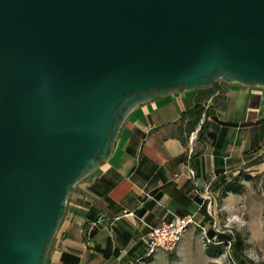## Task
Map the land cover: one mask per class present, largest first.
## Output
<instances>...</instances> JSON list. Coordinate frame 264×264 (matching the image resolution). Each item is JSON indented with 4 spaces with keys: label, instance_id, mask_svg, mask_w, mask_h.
<instances>
[{
    "label": "water",
    "instance_id": "1",
    "mask_svg": "<svg viewBox=\"0 0 264 264\" xmlns=\"http://www.w3.org/2000/svg\"><path fill=\"white\" fill-rule=\"evenodd\" d=\"M214 83L264 88V0H0V264H47L131 111Z\"/></svg>",
    "mask_w": 264,
    "mask_h": 264
},
{
    "label": "crops",
    "instance_id": "2",
    "mask_svg": "<svg viewBox=\"0 0 264 264\" xmlns=\"http://www.w3.org/2000/svg\"><path fill=\"white\" fill-rule=\"evenodd\" d=\"M215 89L210 98L202 89H179L128 114L110 157L73 188L47 264H144L149 231L190 216L198 227L185 233L172 257L198 238L202 264L217 263L216 246L230 236L216 234L215 225L220 229L226 214L231 222L238 203L231 202L236 193H219L264 142V88L222 83ZM196 103L212 107L192 128L181 115ZM232 236V253L240 255L239 236Z\"/></svg>",
    "mask_w": 264,
    "mask_h": 264
},
{
    "label": "rangeland",
    "instance_id": "3",
    "mask_svg": "<svg viewBox=\"0 0 264 264\" xmlns=\"http://www.w3.org/2000/svg\"><path fill=\"white\" fill-rule=\"evenodd\" d=\"M233 184L235 190L238 191L237 195L231 197V202H238L234 205L236 217H229L233 220L228 222V214H226L224 222L219 225L220 229L217 224L215 225L214 229L225 230L230 236L223 244L216 246L222 250V253L216 257V264H262L261 257L264 255V142L253 153L250 161L240 173L235 176ZM230 193L233 192L226 191L224 188L220 191L219 197H225ZM193 228L195 227H189L186 234ZM233 233L239 236L241 242V254L236 256L232 253ZM205 243L206 246L214 245V242L208 243L207 240ZM204 259L205 254L199 239L194 238L189 241L187 252L178 256L177 259L172 257L171 253L158 252L150 256L144 264H202Z\"/></svg>",
    "mask_w": 264,
    "mask_h": 264
},
{
    "label": "built area",
    "instance_id": "4",
    "mask_svg": "<svg viewBox=\"0 0 264 264\" xmlns=\"http://www.w3.org/2000/svg\"><path fill=\"white\" fill-rule=\"evenodd\" d=\"M189 173L193 176V172L191 170ZM191 226L198 227L197 222L192 216L174 218L168 222L161 223L155 228H152L147 235V256L155 255L158 252H174L180 245L184 234ZM215 231L216 234L220 232L217 229H215ZM207 242L211 243L210 240H207ZM261 262L264 264V255L261 257Z\"/></svg>",
    "mask_w": 264,
    "mask_h": 264
},
{
    "label": "trees",
    "instance_id": "5",
    "mask_svg": "<svg viewBox=\"0 0 264 264\" xmlns=\"http://www.w3.org/2000/svg\"><path fill=\"white\" fill-rule=\"evenodd\" d=\"M219 85L217 83H214L212 85V87L206 88V89H202L203 92H205V98H210L214 93H215V87ZM212 106H209L206 110L204 108V106H201L200 103H196L193 108L191 110H189L188 112L184 113L181 115V120H184L186 118L190 119L192 122V128H194L198 122L200 121L202 114L206 113V115H210L209 110L211 109ZM202 129H204V123L201 127V131ZM233 181L231 183H229L228 185H226L225 189L226 191H231L233 193H237L238 191L235 190L234 186H233Z\"/></svg>",
    "mask_w": 264,
    "mask_h": 264
}]
</instances>
